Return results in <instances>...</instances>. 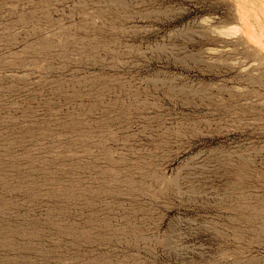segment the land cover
Listing matches in <instances>:
<instances>
[{"label": "rangeland", "instance_id": "374dc122", "mask_svg": "<svg viewBox=\"0 0 264 264\" xmlns=\"http://www.w3.org/2000/svg\"><path fill=\"white\" fill-rule=\"evenodd\" d=\"M263 27L264 0H0V264H264Z\"/></svg>", "mask_w": 264, "mask_h": 264}, {"label": "bare ground", "instance_id": "6f19581e", "mask_svg": "<svg viewBox=\"0 0 264 264\" xmlns=\"http://www.w3.org/2000/svg\"><path fill=\"white\" fill-rule=\"evenodd\" d=\"M236 4H237V3H236ZM238 7H239V5H238ZM238 11L240 12V14L238 15V17H239L240 15H243V14H244V11H245V10H243L242 8L239 7ZM238 11H237V13H238ZM245 13H246V11H245ZM248 13H249V12H248ZM246 14H247V13H246ZM251 14H252V13H251ZM241 18H242V17H241ZM244 18H245V17H244ZM246 18H247V17H246ZM246 18H245V20H246ZM258 18H259V17H258ZM253 19H254V18H253ZM238 21H239V20H238ZM245 22H246V21L243 22V26H244ZM256 22H257V23H255V24H258V21H257V20H256ZM260 23H261V22H260ZM246 25H247V24H246ZM246 25H245V27H246ZM240 26H242V23H241ZM256 27H257V26H256ZM258 28H259V27H258ZM261 28H262V27H261ZM263 28H264V27H263ZM247 29H248V28H247ZM262 32H264V31H262ZM259 33H261V32H259ZM248 34H249V32L246 33V35H248ZM241 35H242V34H241ZM244 35H245V33H244ZM244 35H242V36L244 37ZM246 35H245V37H246ZM261 35H262V34H261ZM261 35H260V37H259V36H258V37L261 38V39L263 38V39H262V41H263V40H264V35H262V36H261ZM249 36H250V34H249L248 37L244 40L246 43H248V45L251 43V40H252V42H255V40H253L251 37H250V38H251V40H250ZM256 37H257V35H256ZM242 39H243V38H242ZM261 39H259V42H260ZM262 41H261V42H262ZM245 42H244V43H245ZM259 44H260V43H259ZM250 45L252 46L253 44H250ZM254 45L256 46V42L254 43ZM251 48H253V47H251ZM251 48H250V49H251ZM254 49L256 50V47H255ZM258 56H259V55H258Z\"/></svg>", "mask_w": 264, "mask_h": 264}]
</instances>
